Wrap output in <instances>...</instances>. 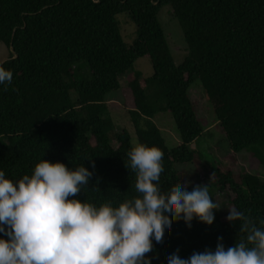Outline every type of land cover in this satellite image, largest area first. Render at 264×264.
<instances>
[{"label": "trees", "instance_id": "1", "mask_svg": "<svg viewBox=\"0 0 264 264\" xmlns=\"http://www.w3.org/2000/svg\"><path fill=\"white\" fill-rule=\"evenodd\" d=\"M162 5L171 7L187 43L179 64L157 18ZM121 13L135 25L130 45L116 19ZM0 41L12 50L0 66L13 73L11 83L0 84V170L13 181L45 158L93 171L78 199L118 206L139 195L135 173L125 167L131 134L116 128L105 100L128 76L123 106L136 141L163 152L161 191L215 183L230 207L264 227V177L223 170L192 147L203 128L188 94L201 80L229 156L253 147V166L264 167V0H0ZM140 57L150 59L152 75L133 69ZM79 62L89 80L75 75ZM163 111L172 115L181 139L173 148L153 121ZM177 164L194 165L196 177ZM227 215L214 210L211 225L196 218L191 227L171 223L162 244H153L149 264H167L177 250L181 258L214 250L218 236L225 248L232 246L245 234L241 221L229 222Z\"/></svg>", "mask_w": 264, "mask_h": 264}, {"label": "clouds", "instance_id": "2", "mask_svg": "<svg viewBox=\"0 0 264 264\" xmlns=\"http://www.w3.org/2000/svg\"><path fill=\"white\" fill-rule=\"evenodd\" d=\"M12 75L0 66V84L11 83ZM126 155L139 195L118 206L77 198L93 175L84 164L69 167L42 158L15 181L0 170V264H149L153 244H162L171 223L183 220L191 227L193 218L213 223L220 206L207 184L161 191V149L137 142ZM227 208L225 219L241 221L242 238L225 248L218 236L214 250L193 251L187 258L177 250L167 264H264V227L238 208ZM259 224L264 226V219Z\"/></svg>", "mask_w": 264, "mask_h": 264}, {"label": "rangeland", "instance_id": "3", "mask_svg": "<svg viewBox=\"0 0 264 264\" xmlns=\"http://www.w3.org/2000/svg\"><path fill=\"white\" fill-rule=\"evenodd\" d=\"M158 21L161 24L164 36L168 47L173 55L176 64L181 63L187 55V43L184 39L182 29L177 18L172 14V9L169 5H162L157 13ZM123 41L130 45L135 39V25L133 21L125 14H118L116 17ZM12 50L0 41V64L10 55ZM75 75L82 80H89L91 78L84 62H79L73 65ZM133 69L141 72L143 76L148 77L152 75L153 68L149 58L140 57L133 63ZM128 76L120 78L121 87H125L128 81ZM109 91L105 100L108 105L107 116L112 119L117 129L125 128L131 134L132 144L137 143L134 124L127 114L123 102V90ZM188 94L193 101L197 115L202 124L203 135L192 145L204 153L206 159L212 163H218L223 170L231 171L233 174L240 172L259 173L264 177V167L253 166L251 157L253 154V147L241 151L235 159L229 156L227 144L223 140V134L218 126L212 105L204 95V89L201 80L195 79L188 88ZM154 123L161 130L162 136L166 145L169 148L176 147L181 139L174 124L172 115L169 112H158L154 118ZM113 145H116L112 142ZM179 170L185 171L188 175L195 178V166L191 164H177ZM208 191L212 199L220 206L217 209L219 212H228L230 203L227 194L224 190L215 183L208 182Z\"/></svg>", "mask_w": 264, "mask_h": 264}]
</instances>
